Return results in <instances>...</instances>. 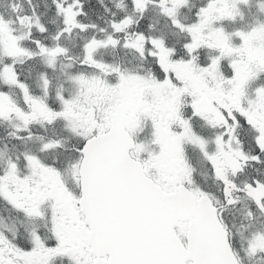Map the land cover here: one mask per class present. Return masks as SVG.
<instances>
[{
	"label": "snow or ice",
	"instance_id": "obj_1",
	"mask_svg": "<svg viewBox=\"0 0 264 264\" xmlns=\"http://www.w3.org/2000/svg\"><path fill=\"white\" fill-rule=\"evenodd\" d=\"M0 264H264V0H0Z\"/></svg>",
	"mask_w": 264,
	"mask_h": 264
},
{
	"label": "flooded vegetation",
	"instance_id": "obj_2",
	"mask_svg": "<svg viewBox=\"0 0 264 264\" xmlns=\"http://www.w3.org/2000/svg\"><path fill=\"white\" fill-rule=\"evenodd\" d=\"M38 2H41V0H38ZM41 8H42V3H41Z\"/></svg>",
	"mask_w": 264,
	"mask_h": 264
},
{
	"label": "rangeland",
	"instance_id": "obj_3",
	"mask_svg": "<svg viewBox=\"0 0 264 264\" xmlns=\"http://www.w3.org/2000/svg\"><path fill=\"white\" fill-rule=\"evenodd\" d=\"M41 10H43V9L41 8Z\"/></svg>",
	"mask_w": 264,
	"mask_h": 264
}]
</instances>
